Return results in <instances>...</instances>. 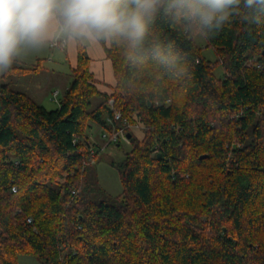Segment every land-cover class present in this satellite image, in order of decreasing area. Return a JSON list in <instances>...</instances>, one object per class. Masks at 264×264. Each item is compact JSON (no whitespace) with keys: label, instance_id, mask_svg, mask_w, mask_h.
Listing matches in <instances>:
<instances>
[{"label":"trees","instance_id":"obj_1","mask_svg":"<svg viewBox=\"0 0 264 264\" xmlns=\"http://www.w3.org/2000/svg\"><path fill=\"white\" fill-rule=\"evenodd\" d=\"M201 7L156 0L139 41L97 37L113 63L111 95L95 86L84 45L56 109L1 81L36 68L6 67L0 264L20 256L39 264H264V4L236 0L210 23ZM198 33L214 63L197 47ZM113 111L144 125V138L108 124ZM93 124L131 135L132 151L110 162L123 184L119 197L90 168ZM110 144H96V158Z\"/></svg>","mask_w":264,"mask_h":264},{"label":"clouds","instance_id":"obj_2","mask_svg":"<svg viewBox=\"0 0 264 264\" xmlns=\"http://www.w3.org/2000/svg\"><path fill=\"white\" fill-rule=\"evenodd\" d=\"M155 2L134 0L135 7L129 8L123 0H0V68L12 63L20 44L39 46L49 39L57 17L61 30L73 36L107 38L121 34L135 43L144 35L146 16ZM235 2L200 0L202 7L196 11L210 23Z\"/></svg>","mask_w":264,"mask_h":264},{"label":"rangeland","instance_id":"obj_3","mask_svg":"<svg viewBox=\"0 0 264 264\" xmlns=\"http://www.w3.org/2000/svg\"><path fill=\"white\" fill-rule=\"evenodd\" d=\"M194 41L197 47L202 49L203 56L207 60L214 63L217 59L215 51L213 48L207 45V41L205 37L203 36V34L202 33L196 34V36L194 37ZM22 46H23V43L18 46V49L14 57L16 59L20 58V60L22 61V64L19 61L14 62V59H13L12 63L9 66H13V64L15 65L19 64V65H23L27 67L37 66V68H39L40 70H39V73H37L36 77H33L35 76L36 73H30L25 78L20 79L22 81L18 80L19 82L14 83V85H12V88L14 90H17V91L20 90L24 92L25 87H28L30 85L34 86L36 80L38 79V82L42 83L40 86H42L44 88V91L47 92L46 93L47 94L46 99L48 101V103L46 104L47 109L48 110L56 109L58 107V103H51L52 102L51 100L54 99V89H55L54 85H56L55 82H57V80L60 78L61 82L71 83L72 81L71 72L68 73V71H66V68H64V65L62 67L58 65L59 66V69H58V68H55L54 64H47L44 60L39 61L38 64L35 61L33 62L32 60L25 57V50L22 48ZM5 68H0V76L3 74V71ZM214 73L218 76H222L223 68L220 65H218L215 68ZM54 75L57 76V78L52 77ZM12 80L15 81L14 76L12 74H8L7 78L1 79L2 82H11ZM58 89L60 88L58 87ZM63 91L64 90H62L61 93H63ZM50 96H51V99H50ZM35 99L36 98H34V100ZM35 101H37V99ZM133 118L134 120H136L135 115L133 116ZM102 131L103 130L98 125L93 124L92 128L88 131V135L90 136L91 140L96 141L98 144H104V142L106 141L103 140L102 138V133H103ZM128 131L132 133L133 136L141 140V138L142 139L144 138V132L146 131V128L144 125H142L138 121H135V123H132L128 127ZM132 149H133L132 142L128 138L125 137L124 133H121L120 141L112 143L108 145L106 148H104L98 154L95 164H92L90 166V168L93 170V173L97 175L99 185L101 186V188L111 197L121 196L123 194L124 188H123V184H122L118 169L112 166L110 162L114 161L116 163H119L123 161L125 159L126 154L131 152ZM155 153L156 152L152 154V157L155 155ZM157 177H158V181L160 183L161 189H165L167 187V183H165L159 175H157ZM3 196H7V193L4 192ZM205 230H207V233H209L208 228L205 227ZM224 230H226V227H224ZM18 264H39V263L35 257L20 256L18 259Z\"/></svg>","mask_w":264,"mask_h":264},{"label":"crops","instance_id":"obj_4","mask_svg":"<svg viewBox=\"0 0 264 264\" xmlns=\"http://www.w3.org/2000/svg\"><path fill=\"white\" fill-rule=\"evenodd\" d=\"M51 42H57L59 43V45L53 48L50 45ZM60 43H64L65 46H60ZM79 45L85 46L87 54L91 59L90 71L94 76L95 86L97 87L98 91L102 94L111 95L115 87L117 86V80L114 73L113 63L106 54L105 46H103V44L97 38L73 36L70 33L62 31L58 17L53 21L52 28L50 29L49 39H47L43 44L39 46H32L27 43H23L22 48L25 50V57L32 60L33 62L35 61L38 64L39 61L44 60L47 64H54L55 68L58 69V65H60L61 67L64 65V68H66V71H68L69 73L77 67ZM14 59L16 62L19 61L22 64L20 58ZM30 68H36V70L27 72L26 74L24 73L20 76H14L15 81L12 80L11 84L14 85V83L22 81L20 79L25 78L30 73H36L35 76H33L36 77L40 69L37 68V66H33ZM52 77L57 78V76L55 75ZM41 84L42 83L38 82L37 79L34 86L30 85L24 88V92L20 90L18 92L25 94L26 96L31 98L35 103L47 108V92H45L44 88L40 86ZM55 84L56 85H54V93L58 92L57 101L53 99L51 100L52 102L50 101L51 103H59L60 98L63 96L64 92L70 85V83L61 82L60 78L57 80V82H55ZM58 87L60 89H58ZM62 90H64L63 93H61ZM34 98H36L37 101H35L36 99L34 100Z\"/></svg>","mask_w":264,"mask_h":264},{"label":"built area","instance_id":"obj_5","mask_svg":"<svg viewBox=\"0 0 264 264\" xmlns=\"http://www.w3.org/2000/svg\"><path fill=\"white\" fill-rule=\"evenodd\" d=\"M50 45H51V47L54 48V47L58 46L59 43L51 42ZM60 46H65V45H64V43H60ZM57 96H58V92H55L54 93V99L56 101H57ZM170 102H171L170 100H167L166 103H170ZM110 104H111V106L113 108V104H114L113 100H111ZM157 105H160V103H158ZM113 112H114L113 117H108L107 120H106L108 124H112L113 125L115 121H119V122H122V125L124 127L128 128L130 126L128 120L122 116L121 112H119V111H113ZM102 132H103L102 133L103 140L108 141L110 143L118 142L120 140L121 133H124L123 130L120 131V132H112V133H109L107 131H102ZM91 144L92 145H91V149H90L89 162L92 165V164H95V161H96V152H97L96 144H98V143L96 141H94V140H91ZM12 192L16 193L17 189L15 187H13L12 188ZM28 222L31 223L32 220L28 219Z\"/></svg>","mask_w":264,"mask_h":264},{"label":"water","instance_id":"obj_6","mask_svg":"<svg viewBox=\"0 0 264 264\" xmlns=\"http://www.w3.org/2000/svg\"><path fill=\"white\" fill-rule=\"evenodd\" d=\"M127 138H128V139H131V135L128 134V135H127ZM204 158H208V155H203V156L200 157V159H204Z\"/></svg>","mask_w":264,"mask_h":264}]
</instances>
